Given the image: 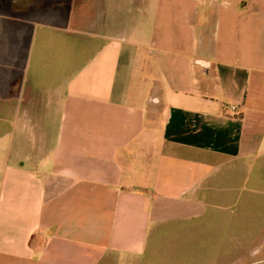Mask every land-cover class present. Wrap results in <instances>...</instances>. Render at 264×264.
I'll return each mask as SVG.
<instances>
[{"label":"crops","instance_id":"0c3cea01","mask_svg":"<svg viewBox=\"0 0 264 264\" xmlns=\"http://www.w3.org/2000/svg\"><path fill=\"white\" fill-rule=\"evenodd\" d=\"M0 264H264V0H0Z\"/></svg>","mask_w":264,"mask_h":264},{"label":"rangeland","instance_id":"374dc122","mask_svg":"<svg viewBox=\"0 0 264 264\" xmlns=\"http://www.w3.org/2000/svg\"><path fill=\"white\" fill-rule=\"evenodd\" d=\"M132 20H133L134 23H136L137 21L139 22L140 21V14L139 13H134V15L132 16Z\"/></svg>","mask_w":264,"mask_h":264},{"label":"built area","instance_id":"2783aa9c","mask_svg":"<svg viewBox=\"0 0 264 264\" xmlns=\"http://www.w3.org/2000/svg\"><path fill=\"white\" fill-rule=\"evenodd\" d=\"M233 108H234V106H233Z\"/></svg>","mask_w":264,"mask_h":264}]
</instances>
